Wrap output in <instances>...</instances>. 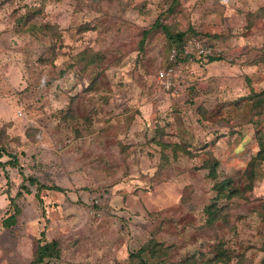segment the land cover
I'll list each match as a JSON object with an SVG mask.
<instances>
[{"label":"rangeland","instance_id":"1","mask_svg":"<svg viewBox=\"0 0 264 264\" xmlns=\"http://www.w3.org/2000/svg\"><path fill=\"white\" fill-rule=\"evenodd\" d=\"M184 31L217 59L173 95L157 72ZM258 99L264 0H0V145L16 158L0 165V264H31L40 239L62 249L42 264H130L153 236L173 245L169 264L219 249L264 264ZM214 158L238 189L218 236L198 229Z\"/></svg>","mask_w":264,"mask_h":264},{"label":"trees","instance_id":"2","mask_svg":"<svg viewBox=\"0 0 264 264\" xmlns=\"http://www.w3.org/2000/svg\"><path fill=\"white\" fill-rule=\"evenodd\" d=\"M186 36V32H177L174 35H171L170 37L174 38L173 46L181 47L184 42H186V39L184 40ZM189 37V36H188ZM176 44V45H175ZM169 54V53H168ZM216 56H209L207 57L208 61L216 60ZM163 67V66H162ZM261 94V93H260ZM260 97V96H259ZM260 99H258L259 101ZM257 101V102H258ZM259 105L264 106V101L258 102ZM91 131V128L90 130ZM163 146H165L162 143ZM260 145L261 150L264 151V141L260 139ZM189 153V152H188ZM5 155H9L11 158H15L14 155L11 154V151L8 150L4 145H0V165L4 166V163L2 162V158ZM168 161L163 159L162 166L163 168L168 166ZM210 161V160H209ZM206 161L204 162V166L209 169V176H212L215 180H218L219 177L216 173L217 167L219 165V160L214 158L212 162ZM11 163V160L9 161ZM29 182L31 184H36L38 191H41L42 189L50 188V189H56L59 190L60 188L56 185L47 186L42 183L38 179H34L32 177L28 178ZM232 180L227 178H222L217 181L216 188L218 189V192L215 194L214 197H212L211 202L204 207V213L206 214L205 217V223L201 224L198 229L202 231H213L217 236L216 233V227L220 220L226 219V207L223 206V199L225 198H231L233 195L237 194V190L232 187ZM24 188H27L26 186H23ZM97 203V201H95ZM5 226H10L16 223V215L11 214L7 218L3 219ZM222 237H219V240ZM173 245H165L163 242H159L154 236L147 241H145L141 247H139L137 250H134L130 252L129 254V261L130 264H169V256L171 255ZM61 246L58 240H44L40 239L38 243V247L36 250V258L33 260L31 264H42L46 261V259H58L61 256ZM149 256V258H146L145 255ZM246 257L242 256L239 257L238 260L235 262V264H247ZM231 256L227 254L224 250L219 249L214 257L209 258V260L206 262L208 264L216 263V262H222V263H230ZM204 264V262H201L196 259L195 256L187 257L182 264Z\"/></svg>","mask_w":264,"mask_h":264},{"label":"built area","instance_id":"3","mask_svg":"<svg viewBox=\"0 0 264 264\" xmlns=\"http://www.w3.org/2000/svg\"><path fill=\"white\" fill-rule=\"evenodd\" d=\"M214 54L213 44L205 36L190 35L181 47L174 46L170 50L166 65L157 72V79L166 91L180 94L189 86L194 73L192 66Z\"/></svg>","mask_w":264,"mask_h":264}]
</instances>
